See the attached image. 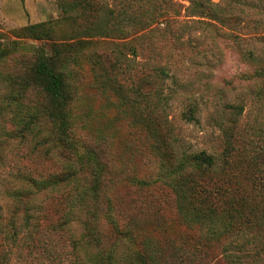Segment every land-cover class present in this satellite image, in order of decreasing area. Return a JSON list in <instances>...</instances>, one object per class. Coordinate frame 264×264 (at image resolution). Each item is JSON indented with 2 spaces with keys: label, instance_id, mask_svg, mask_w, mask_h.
<instances>
[{
  "label": "rangeland",
  "instance_id": "rangeland-1",
  "mask_svg": "<svg viewBox=\"0 0 264 264\" xmlns=\"http://www.w3.org/2000/svg\"><path fill=\"white\" fill-rule=\"evenodd\" d=\"M73 1L78 0H0V179L16 176L22 168L36 174L40 182L67 171L63 155L51 143V121L42 115L33 128L29 124L31 130L22 126L23 115L43 113L45 98L37 89L23 92L18 82L37 56H50L52 42L61 43L78 32L82 19L76 24H57L62 11L59 3L67 9ZM91 1L100 11L92 30L82 38L90 44L68 58L67 64L59 59L70 94L72 137L80 146L94 142L106 152L102 186L104 207L109 206L111 216L133 233L135 226L140 233L163 228L157 256L171 264L174 258L165 246L178 225L174 197L166 179L145 186L135 183L144 168L138 157L148 150L159 158L156 162L150 155L148 164L168 173L199 151L219 159L226 128L244 130L256 123V128L264 129V14L251 18L262 20L257 27L261 35H253L246 14L238 27L220 24L195 14V0ZM221 1L224 5L238 0ZM136 82L142 91L160 88L162 119L137 116ZM113 83L119 85V100L112 92ZM233 103L244 106L241 115H233ZM188 110L195 121L184 119ZM73 169L79 182L73 188L83 199L69 211L68 236H53L47 244L57 259L69 263L75 252L73 242L79 248L77 259L86 264L93 254L88 224L97 223V218L91 216L84 194L88 175L83 164L78 160ZM41 193L37 202L41 200L46 207L64 203L69 194L67 189ZM19 208L0 194L1 225L13 220L17 225ZM128 249L140 251L141 245L131 244ZM4 252H9L6 243L0 264H12L11 254Z\"/></svg>",
  "mask_w": 264,
  "mask_h": 264
},
{
  "label": "trees",
  "instance_id": "trees-1",
  "mask_svg": "<svg viewBox=\"0 0 264 264\" xmlns=\"http://www.w3.org/2000/svg\"><path fill=\"white\" fill-rule=\"evenodd\" d=\"M59 7L62 11L57 24H76L80 19L83 23L78 26L76 34L62 38L61 43L52 42L50 56H37L18 83L23 92L37 89L45 98L43 113H32V117L23 115L20 119L22 126L33 128L35 121L38 124L44 117L48 118L53 128L51 143L55 151L63 155L67 171L64 175L50 176L40 182L36 174L22 168L18 175L0 179V194L20 206L15 218L17 225H14V220L6 225L0 223V252L6 243L9 252L3 254H11L12 264H41L43 261L49 264H84L77 259L76 250L79 248L73 242L75 252L69 263L57 259L54 248L47 244L53 236H68L66 220L69 211L78 208L79 198L83 199V194H76L78 189L73 188L79 182L72 164L79 160L88 175L84 194L91 205L89 211L97 218V223L88 224L87 234L93 254L86 264H166L164 256H157L160 252L158 240L163 234L160 230L163 228L140 233L135 226L133 233L113 218L109 206L104 207L102 178L106 152L96 147L94 142L80 146L72 137L68 114L70 94L63 72L64 63L67 64L68 58L90 44L82 38L92 30L100 8L91 0L73 1L67 9L59 3ZM193 7L198 16L237 27L246 14L245 20L252 25V34L262 33L257 32L262 20L251 18L264 14V0L229 1L224 5L221 0H195ZM72 10H75L74 14L70 13ZM60 58H64V63ZM139 85L136 82L135 92L136 89L139 91V96H136L140 97L137 116L145 120L162 119L158 101L160 88L142 91ZM112 92L119 100V85L113 83ZM230 110L233 115H241L244 106L233 103ZM183 117L188 122L195 121L192 110ZM240 130L225 129V144L219 159L199 151L168 173H164L161 166L148 164L151 156L158 162L157 155L146 149L139 155L138 160L144 162V168L135 183L145 186L164 183L166 179L174 197L173 208L178 216V225L172 232V241L165 246V251L174 258L171 264H264V140L254 139L262 138L264 129L256 128L255 123V126ZM46 152L53 153L52 150ZM59 189L69 192L63 199L64 203L46 207L41 200L37 202L42 191L48 193ZM108 241L111 244L108 245ZM135 243L141 245L140 251L128 249V245Z\"/></svg>",
  "mask_w": 264,
  "mask_h": 264
}]
</instances>
